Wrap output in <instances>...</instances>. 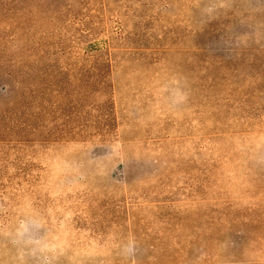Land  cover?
<instances>
[{
	"label": "rangeland",
	"instance_id": "rangeland-1",
	"mask_svg": "<svg viewBox=\"0 0 264 264\" xmlns=\"http://www.w3.org/2000/svg\"><path fill=\"white\" fill-rule=\"evenodd\" d=\"M0 264H264V0H0Z\"/></svg>",
	"mask_w": 264,
	"mask_h": 264
},
{
	"label": "clouds",
	"instance_id": "clouds-1",
	"mask_svg": "<svg viewBox=\"0 0 264 264\" xmlns=\"http://www.w3.org/2000/svg\"><path fill=\"white\" fill-rule=\"evenodd\" d=\"M181 100H184L185 97L183 95L180 96ZM138 244L133 239H128L127 241H124L120 245V255L127 261L134 260L137 256L138 251Z\"/></svg>",
	"mask_w": 264,
	"mask_h": 264
}]
</instances>
